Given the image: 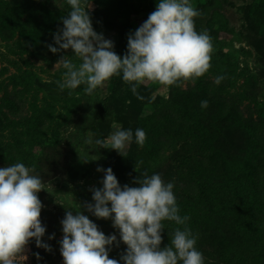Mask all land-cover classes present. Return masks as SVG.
<instances>
[{
  "label": "rangeland",
  "instance_id": "1",
  "mask_svg": "<svg viewBox=\"0 0 264 264\" xmlns=\"http://www.w3.org/2000/svg\"><path fill=\"white\" fill-rule=\"evenodd\" d=\"M156 2L87 0L94 30L111 39L119 55L126 53L128 33L147 19ZM190 2L202 13L194 18L196 30H207L212 38L209 71L195 83L168 88L145 82L137 89L144 99H138L120 76L93 95L85 94V85L71 95L57 87L65 71L57 60L67 55L80 63L70 49L54 54L47 47L56 46L53 33L63 27L61 18L70 11L66 0H0V160L9 166L35 165L40 174L44 149L63 150L65 178L45 181V190L38 193L44 205L41 215L53 214L54 224L66 209L75 214L76 203L92 202L90 189L102 187L98 166L111 167L121 186H135L133 179L145 171L159 173L165 183L174 184L178 198L189 184H210L220 226L213 219L202 233L195 217L187 222L204 261L227 243L237 258L264 264V235L250 241L244 224L253 212L241 206L254 186L264 192V0ZM203 100L208 101L206 108L200 106ZM247 106L255 110L253 121L244 111ZM114 126L132 129L133 134L142 128L147 135L144 145L138 146L133 135L127 157L99 149L95 140L106 139ZM89 133L92 144L86 143ZM95 156L98 159L91 160ZM249 201L257 204L254 198ZM80 211L105 235L115 234L119 240L110 219H97L83 207ZM189 212L194 213L190 209L183 214ZM164 227L161 247L171 237ZM62 235L50 240L49 264H63L58 243ZM125 248L122 242L114 244L109 257L119 260ZM26 256L25 264H31L29 245Z\"/></svg>",
  "mask_w": 264,
  "mask_h": 264
},
{
  "label": "clouds",
  "instance_id": "2",
  "mask_svg": "<svg viewBox=\"0 0 264 264\" xmlns=\"http://www.w3.org/2000/svg\"><path fill=\"white\" fill-rule=\"evenodd\" d=\"M70 11L62 17L63 27L53 33V44L47 45L52 53L71 50L80 63L62 55L56 63L63 69L57 87L68 94L81 85L84 92L93 95L112 77L120 76L138 99L139 85L148 82L165 88L179 86L182 82L195 83L211 67L214 50L207 30L197 31L195 19L202 13L190 0H157L155 10L134 32L127 35V50L117 54L114 42L94 30L87 0H66ZM222 77H217L219 84ZM155 100V96L151 97ZM201 108L208 106L203 100ZM143 146L147 135L142 128L123 129L114 126L106 139H96L95 145L115 150L127 157V145L133 141ZM92 134L86 141L92 144ZM98 159L97 156L91 160ZM83 162L89 159L81 158ZM135 170V169H134ZM103 172L102 187H92V202H84L65 211L59 252L63 264H205L204 256L196 247L197 236L187 226L190 219L179 214L174 184L163 180L159 173L148 175L145 171L133 179L135 186L120 185L111 167L98 166ZM45 181L36 174L35 165L14 163L0 167V264H25L26 250L34 239L38 248L51 251L42 241L46 226L40 216L44 207L38 193L45 190ZM83 207L97 219H110L115 234L105 235L96 223L80 211ZM164 221L177 226L170 234V242L161 247L165 230ZM55 234L49 235L53 239ZM126 245L119 260L110 258L115 244ZM37 259H40L38 253Z\"/></svg>",
  "mask_w": 264,
  "mask_h": 264
},
{
  "label": "trees",
  "instance_id": "3",
  "mask_svg": "<svg viewBox=\"0 0 264 264\" xmlns=\"http://www.w3.org/2000/svg\"><path fill=\"white\" fill-rule=\"evenodd\" d=\"M244 111L249 113V119L252 120V112L254 113L255 110H251L249 106H247ZM253 121V120H252ZM256 122H259L257 119ZM65 155L62 149L56 148H46L44 149L39 172L40 176L43 178L44 181H48L54 178L63 179L67 173V165L65 161ZM9 166L8 163H5L0 160V167ZM248 169H244L243 172H247ZM250 171V170H249ZM249 173V172H248ZM246 176V175H243ZM200 187H194L191 184L187 185L185 189L181 192L180 198L177 199L179 202V211L182 216L187 215L189 218L190 216L195 217V222H200V231L202 233L206 232V224H210L213 219H216L218 222V226H220V219L216 217L215 213V197L212 196L211 190L208 189L210 184ZM197 189V190H196ZM254 198L257 204L249 201V199ZM244 209L251 210L253 212L252 220L248 221L244 224V229L247 230L250 235L249 239L255 240L256 237L264 235V192L260 190L259 186H254L252 188V192L246 195V200L241 204ZM193 210L194 213H186L183 214L185 211ZM53 214H46L41 215L40 219L43 225L46 226V232L43 236L44 243L49 244L52 247V242L48 239L49 235L51 234H60L62 233V226L60 221L63 219L64 215L60 216V220L56 221V224L51 223V219L53 218ZM256 220L259 222L256 223ZM188 222V221H187ZM166 224V229L170 231V234L176 227H183L177 226L174 222L164 221ZM215 224V223H214ZM216 225V224H215ZM200 232V234H201ZM171 238V237H170ZM52 240V239H51ZM169 240V239H168ZM29 246L32 249L33 256L31 259V264H49L52 256V251H45L43 248H38L35 244V240L33 239ZM38 253L40 259L38 260L36 254ZM215 257L210 258L209 260L205 261V264H258L255 263V259H241L237 258V256L232 252L231 247L226 243L222 247L218 248L215 252ZM263 264V263H259Z\"/></svg>",
  "mask_w": 264,
  "mask_h": 264
}]
</instances>
